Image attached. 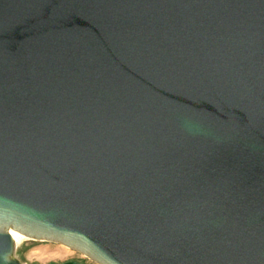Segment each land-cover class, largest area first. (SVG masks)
Segmentation results:
<instances>
[{
    "label": "water",
    "instance_id": "water-1",
    "mask_svg": "<svg viewBox=\"0 0 264 264\" xmlns=\"http://www.w3.org/2000/svg\"><path fill=\"white\" fill-rule=\"evenodd\" d=\"M10 228L97 264H264V0H0L22 264Z\"/></svg>",
    "mask_w": 264,
    "mask_h": 264
},
{
    "label": "rangeland",
    "instance_id": "rangeland-1",
    "mask_svg": "<svg viewBox=\"0 0 264 264\" xmlns=\"http://www.w3.org/2000/svg\"><path fill=\"white\" fill-rule=\"evenodd\" d=\"M17 258L22 264H64L71 261L97 264L70 248L48 241H25L17 249Z\"/></svg>",
    "mask_w": 264,
    "mask_h": 264
},
{
    "label": "bare ground",
    "instance_id": "bare-ground-1",
    "mask_svg": "<svg viewBox=\"0 0 264 264\" xmlns=\"http://www.w3.org/2000/svg\"><path fill=\"white\" fill-rule=\"evenodd\" d=\"M8 232L10 233V235L12 236L13 240H14V243H15V246L18 247L24 243L25 241L29 240V238L22 234L20 231L16 230V229H13V228H10L8 230ZM67 249H69L67 246H65Z\"/></svg>",
    "mask_w": 264,
    "mask_h": 264
}]
</instances>
